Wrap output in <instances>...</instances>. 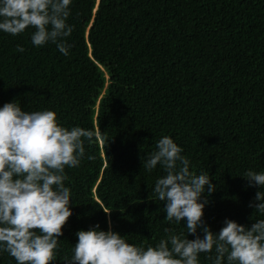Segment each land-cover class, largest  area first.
<instances>
[{
    "label": "trees",
    "instance_id": "obj_1",
    "mask_svg": "<svg viewBox=\"0 0 264 264\" xmlns=\"http://www.w3.org/2000/svg\"><path fill=\"white\" fill-rule=\"evenodd\" d=\"M69 10L68 55L36 47L32 28L0 31V107L51 110L63 127L98 133L80 166L65 168L73 214L52 264H69L76 233L96 225L145 249L165 228L203 238L166 220L153 191L164 170L143 168L163 136L216 186L201 198L204 226L218 234L228 219H264L249 206L262 189L243 177L264 172V0H72ZM0 264L17 262L0 251Z\"/></svg>",
    "mask_w": 264,
    "mask_h": 264
},
{
    "label": "clouds",
    "instance_id": "obj_2",
    "mask_svg": "<svg viewBox=\"0 0 264 264\" xmlns=\"http://www.w3.org/2000/svg\"><path fill=\"white\" fill-rule=\"evenodd\" d=\"M71 2L0 0V31L16 36L32 28L36 47L51 42L68 55L70 46L64 38L73 31L66 23ZM94 138H98L94 130L61 126L51 110L24 111L17 102L0 107V251L17 264L55 260L59 237L73 214L65 168L80 166L85 141L91 145ZM155 149L147 159L142 157L143 168L151 172L160 165L164 170L153 191L165 202L166 220L176 224L186 220L187 235L202 228L203 238L189 240L165 228L167 238L145 249L96 225L76 233L78 243L69 264H199V254L213 250L214 259L208 257L213 264H224L225 258L227 264H264V219L255 220L250 228L228 219L218 234L213 233L203 221L208 201L201 202L206 189L208 195L216 190L209 175L190 171L189 159L169 136H163ZM243 177L249 186L262 189L249 206L254 215L264 216V172L249 170Z\"/></svg>",
    "mask_w": 264,
    "mask_h": 264
}]
</instances>
